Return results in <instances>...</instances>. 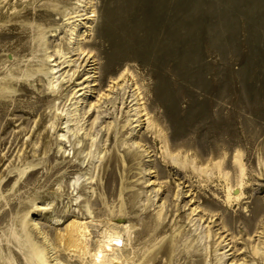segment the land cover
<instances>
[{
	"label": "rangeland",
	"instance_id": "374dc122",
	"mask_svg": "<svg viewBox=\"0 0 264 264\" xmlns=\"http://www.w3.org/2000/svg\"><path fill=\"white\" fill-rule=\"evenodd\" d=\"M76 45L88 100L58 66ZM124 73L138 105L83 115ZM72 220L118 243L84 264H264V0H0V264H29L24 232L82 264Z\"/></svg>",
	"mask_w": 264,
	"mask_h": 264
},
{
	"label": "bare ground",
	"instance_id": "6f19581e",
	"mask_svg": "<svg viewBox=\"0 0 264 264\" xmlns=\"http://www.w3.org/2000/svg\"><path fill=\"white\" fill-rule=\"evenodd\" d=\"M76 12H78V11H76ZM85 14L86 13H81V14L77 13L74 16V17H77V19L75 18L74 21L84 20L85 17H83V16H86ZM83 24L85 25V28H86L87 27L86 26V22H83ZM77 35L79 37V36H81V33L77 34ZM75 44H77V43H75ZM68 54L69 55H67V56H64V54L63 55L61 54L60 60H61V58H62V60H61V62L59 63L58 66L65 65L64 67L70 66V68L73 69V71H72V73L70 75L66 74V77H68L67 78V82H70V84L74 85L73 96L77 95V93H79V95L75 96V97L83 96V98H81V99H85L86 98L88 100L89 96L86 95V93L91 92L92 91L91 90L92 86H94V85L90 84L91 82H93V77H92V75H90L91 72H89V70L86 69V68H88L91 65H93V61H94L93 60V55H90L88 52H85V50L82 49L80 45H76V47L71 48V50L68 52ZM81 76H83V77H81ZM61 80L63 81V78ZM128 80L129 79H128V74L127 73L119 75L118 79L113 81L112 85L108 86L109 87L108 90H106L104 93H102L100 95V97H99V99L97 100L96 103H94V104L88 103V104H90L88 109L87 110L84 109V111L82 110V114L83 115L84 114H88V113H90V111H92L96 115L94 120H97V119H100V118H105L107 115L111 114V113H109V110H110V108L114 107L115 101L117 99L120 100V104L121 105H125V104L128 103L127 104V106H128V105H130L131 102L135 101L134 103H132L130 108H132V106H134V105L137 106L138 105V101H141L140 98H139L140 97L139 93L137 94V89H136V91L133 90V92L130 90L131 86H129V84H127L129 82ZM115 91H118V94L116 93V95H115L116 97L114 96V98H112V96H111L112 94L109 96L110 93H114ZM130 92H132V93L130 94ZM108 105H110V107H108ZM137 109L133 108L135 113L133 112L134 115H132V116H136V115L139 116V114L141 112L146 110V109H142L141 107H138ZM138 119H136V118L132 119L131 122L134 121L136 123V122H138ZM147 126H148V124H147ZM108 130L109 131L111 130V128L109 126L107 127L106 131H108ZM132 147H133V145H132ZM173 163H175V161ZM232 165H233L232 168H236L238 175L229 176L230 183L232 182V184L229 185L230 187H227V189H226L227 199L229 201L231 199H234V201L238 200V198H240V196L242 194L241 189L243 188L244 168H243V164L241 162L240 153L234 154ZM234 188L238 189V193H237L236 196H231L230 197L231 191ZM22 228H23V225H22ZM22 234L24 235V243L27 245L28 252H29V255H30L29 264H48L47 257L45 256V253L42 251V249H40L37 245H35L29 239V237H28L26 232H24ZM88 235H89V233H88L87 226L85 225L84 222L79 221V220L70 221L66 225L65 233L63 234V238H64L65 245H66L65 246L66 248L65 247L64 248L66 249V251H68L69 253H71L72 255L77 257L79 260H81L82 264L85 263L84 260L87 259V258H96L97 256L98 257L100 256L101 258H104L106 253H108L107 251L108 250H112V248L116 244H118L117 241H116V238L113 237V232H111L109 230H104L101 233V235H102L101 239L96 241V244H95L96 246H95L94 251H91V250H89V248H88L89 244L87 243V241H88L87 236ZM115 236H118V235H116V233H115ZM55 264H57V263L55 262ZM98 264H101V263L99 262Z\"/></svg>",
	"mask_w": 264,
	"mask_h": 264
}]
</instances>
